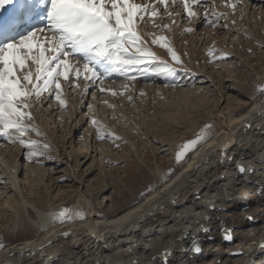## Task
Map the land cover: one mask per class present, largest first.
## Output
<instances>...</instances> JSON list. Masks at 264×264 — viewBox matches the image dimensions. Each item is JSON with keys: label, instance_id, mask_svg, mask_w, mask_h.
<instances>
[{"label": "bare ground", "instance_id": "1", "mask_svg": "<svg viewBox=\"0 0 264 264\" xmlns=\"http://www.w3.org/2000/svg\"><path fill=\"white\" fill-rule=\"evenodd\" d=\"M263 7L261 0L255 1L253 12L246 6L243 20L237 18L238 27L222 34L220 28L213 30L210 25L192 34L180 35L179 29L169 33L187 61V72L181 71L176 78L181 87L162 86V78L146 85L138 79L131 102L126 93L112 96L110 91L97 92V100H91L94 113L103 126L126 141L119 149L110 140L94 139V126L85 127L89 115H81L85 108L78 103L79 93L69 98L74 110L62 113L54 105L34 113L36 124L56 149L54 161H45L44 166L25 163L22 148L7 146L0 139V237L8 235L15 240L0 250V264H164L165 254L167 264H264L260 251L264 245V195L257 188L258 183L264 188V95L254 102L255 84L244 87L232 70L221 64L213 66L219 59L215 54L227 52L241 58L242 54L249 55L251 48L264 67ZM195 24L200 28L201 21ZM237 33L240 38L234 39ZM241 36L247 44L241 43L245 51L237 54L235 43ZM154 50L171 62L166 50L155 46ZM217 67H222L223 77L215 71ZM216 72L219 80L225 77L239 89L243 85L244 92L238 90L246 98L242 105L213 109L206 93L198 94L200 86H194L197 80L198 84L214 86L218 100L223 99L214 81ZM255 77L256 83L264 82V69ZM111 89L123 93L120 82ZM88 99L91 97L84 98V105ZM103 100L116 105L115 109L106 107ZM199 113L207 114L201 126L196 122ZM206 125L211 127L206 129ZM170 127L184 129L173 131ZM197 131L208 138V143L191 154L172 177L180 162L172 163L168 171L164 161L147 165V149L154 157L160 150L170 154L171 148ZM170 136L171 144L168 140L161 143L160 139ZM117 150H124V158H115ZM222 152L236 160L228 163ZM105 156L121 162L132 156L142 181L146 166L149 178L159 182V187L129 207V197L136 196L132 189L140 183L133 182L129 174L123 179L126 170L106 165ZM237 162L249 168L251 175L238 174ZM83 166L86 168L81 172ZM111 189L116 195L107 197ZM105 200L110 204L103 210ZM211 204L218 210H208L206 206ZM63 209L82 211L85 218L69 219L64 224L57 221L53 226L51 214ZM209 216L210 221L205 219ZM225 227L234 230L231 244L222 239L221 229ZM194 242L203 248L200 255L193 254ZM239 252L246 255H230Z\"/></svg>", "mask_w": 264, "mask_h": 264}, {"label": "snow or ice", "instance_id": "2", "mask_svg": "<svg viewBox=\"0 0 264 264\" xmlns=\"http://www.w3.org/2000/svg\"><path fill=\"white\" fill-rule=\"evenodd\" d=\"M246 6L247 0H0V139L7 146L22 148L25 163L44 166L45 161H54L56 149L36 124L34 113L54 105L62 113L74 110L69 98L79 93L78 103L87 109L81 115H89L85 127L94 126V139L110 140L119 149L123 138L102 125L92 104L84 105V98L90 96L96 101L97 92L110 91L112 96L126 93L131 102L132 88L138 79L146 85L162 78V86L181 87L176 78L181 71L187 72V61L175 48L174 36L168 34L177 29L180 35L192 34L197 31L193 27L197 21H201L202 28L210 25L213 30L238 27L237 18L243 20ZM39 8L46 9V22L25 34L21 22L36 19ZM238 38L239 33L234 35V39ZM184 43L187 45V40ZM154 46L166 50L171 62L158 55ZM261 49L264 50V45ZM248 52L252 54V49ZM215 55L220 57L216 63L230 62V53ZM114 75L122 78L123 93L111 89L117 83L110 79ZM258 90L264 95V86ZM139 95L143 97L145 93L141 91ZM103 104L111 109L116 107L107 100ZM60 120L63 122V115ZM206 143L208 138L201 133L181 144L175 157L177 162L186 163V156L196 154ZM221 156L228 163L236 160L227 152ZM236 170L241 176L251 175V170L241 162L236 163ZM257 188L264 195L259 183ZM196 199H201L200 194ZM206 208L218 210L215 204ZM76 218L83 220L85 213L63 209L50 216L53 226L57 221L64 224ZM205 219L210 221L211 217ZM221 233L225 243L235 240L233 229L225 227ZM192 251L200 255L203 248L194 242ZM260 251L264 253V245Z\"/></svg>", "mask_w": 264, "mask_h": 264}, {"label": "rangeland", "instance_id": "3", "mask_svg": "<svg viewBox=\"0 0 264 264\" xmlns=\"http://www.w3.org/2000/svg\"><path fill=\"white\" fill-rule=\"evenodd\" d=\"M255 1L256 0H253V3L251 2L249 5L247 4V6L249 8V11H251V12H253ZM261 1L264 3V0H261ZM247 3H248V0H247ZM263 9H264V7H263ZM218 10H220V9H218ZM245 15H244V17H245ZM221 23H223V22H221ZM199 25L197 27L196 24H194V27H197V30H200V29H202V27L200 26V28H199ZM206 28L208 29V27L205 25V27H203V29H206ZM225 30L226 29L220 28L219 29V33L222 34V33L225 32ZM263 33H264V30H263ZM245 37H246V35H245ZM201 43H203V42H201ZM241 43H243L244 45L247 44V41H244V37H242V36H241V39L236 41V43H235L236 48L234 49V51L237 54H241L240 52L245 51V49H242L243 45H241ZM248 54L249 55L242 54L241 58H239V57L237 58V57L231 56L230 62H221V63H216L215 62V63H213V66H215V64H221L223 67L226 66L227 69L232 70V72L234 73V76L239 79L240 83H242V84L244 83V87L246 85L250 86V85L255 84L256 88L254 89V91H256V92H255L254 98H256L257 96L261 95L259 90H258V88L260 86H264V82L256 83V81H255L256 77L255 76H256V73H260L262 71V68L264 69V67L261 66V61L258 60L259 57L257 56V53L252 51V54H250V53H248ZM218 58L220 59V57H218ZM210 65H212V64H209V66ZM215 71H219V73H221V77H223V75H225V73L222 72V67H217V69ZM219 73L216 72L215 76H213V77H214V81L215 82L217 81V84H216L217 87L219 89H221V94H223V99L222 100H218L219 99V95H218L219 92H217V91L213 92V89H214L213 87L214 86H210L209 83L202 84L203 82L198 84V82H200V81L197 80V81H194L195 82L194 86H200V90L201 91L198 94H203L202 92H205L206 93V98L210 102L211 108H213V109L232 107L235 104H241L242 105V102L246 98L244 96L240 95L238 90L244 92L243 91L244 90L243 85L241 86V88L243 89L242 90V89H239V87H235L234 84L231 83V80L225 79V77H224V79L219 80V78H218V74ZM88 104H91V99L87 100V104L86 105H88ZM86 110L87 109L85 108V111ZM205 115H207V114L199 113L198 117L196 118V122L199 124V126H201L202 123L204 122ZM88 120H89V117H87V122H88ZM173 125H176V124L173 123ZM181 127H185V125L183 124V126H181ZM170 128H172L171 130H173V131L174 130H180V129L183 130L184 129V128H175V127H170ZM198 133H199V131L189 133L188 134V138L183 139L181 142L177 143L176 145L180 146L181 144H183V143H185V142H187V141H189L191 139L196 138L198 136ZM178 135H179V133H178ZM171 138H172V136H170L169 138H166V140L165 139L164 140L160 139V141L162 143V141L166 142L168 140L167 143L171 144V140H169ZM124 145H126V144H124ZM178 146H175V148H171L172 150H171L170 154H167V152H162L160 150L159 153H157V155L155 154L156 157H154L151 149H147V155H148V160L146 162L147 165H151L155 160L162 161V162L164 161L165 165H166L165 169H166V171H168L169 169H171L173 167L171 165L172 163L174 165L177 164V160H176L175 157H176V154H177ZM165 147H167V146H165ZM122 151H124V150H120V151H118V153L115 151V158L119 157V156H121L120 158H124ZM191 154L192 153H189L186 156L185 159H186L187 162H188V159L190 158ZM63 157H65V155ZM105 158H107V161L104 160L106 165H110V166H113V167H119L120 170L121 169L126 170V173H124V175L122 174L123 179H125V175L129 174L131 179L134 178L133 182L140 183V184H138L136 186L137 189L136 188L132 189L133 191L136 192V196L129 197V199H128L129 207L134 205V204H136L138 201L142 200L144 197H146L148 194H150L152 191H154L156 188L159 187V184H160L159 182L153 183V181H151V178H149L148 168L146 166H143L146 171L143 174L145 180L142 181V179L140 178V172H138L137 166L135 165V160H134V158L132 156H130L127 161L124 159L122 162L116 160L117 158L114 159V157H112V156H105ZM165 160H171L172 162L171 161H165ZM186 163L180 162V164H179L178 168L176 169V171H174L171 174V177L175 173H177L179 170H181L186 165ZM85 168H86V166L81 167V172ZM55 175H57V174H55ZM63 180H64V178L61 179L62 182H63ZM128 194H130V193H128ZM106 195H107V197H110L112 195H116V192L112 191V189H111V190H109V192L106 193ZM105 204H107L106 205L107 207H105ZM109 204H110V201L109 200H105L104 205L101 208H103V210H105L106 208H108ZM14 241L15 240L13 239V237L10 238L8 235H4V236L0 237V245H3L4 247L9 245V244H11ZM2 248H0V250Z\"/></svg>", "mask_w": 264, "mask_h": 264}]
</instances>
